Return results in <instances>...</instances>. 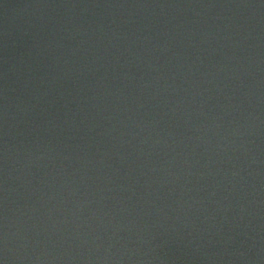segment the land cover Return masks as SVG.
I'll list each match as a JSON object with an SVG mask.
<instances>
[{
	"label": "water",
	"instance_id": "95a60500",
	"mask_svg": "<svg viewBox=\"0 0 264 264\" xmlns=\"http://www.w3.org/2000/svg\"><path fill=\"white\" fill-rule=\"evenodd\" d=\"M0 264H264V0H0Z\"/></svg>",
	"mask_w": 264,
	"mask_h": 264
}]
</instances>
